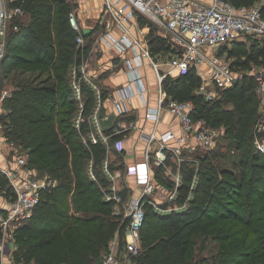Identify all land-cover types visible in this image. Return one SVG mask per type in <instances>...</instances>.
<instances>
[{
	"label": "trees",
	"instance_id": "1",
	"mask_svg": "<svg viewBox=\"0 0 264 264\" xmlns=\"http://www.w3.org/2000/svg\"><path fill=\"white\" fill-rule=\"evenodd\" d=\"M10 1L11 6L23 7L27 19H17L19 29L9 31L1 61L0 86L13 87L2 103L8 111L3 119L5 139L22 144L29 154V165L57 181L54 191L42 196L34 216L16 230L15 260L25 264H96L108 249L118 223L112 219L113 203L104 200L99 188L109 184L103 171L106 146L99 143L88 148L73 124L78 102L69 70L75 59L78 33L70 25L69 14L78 3ZM230 1L250 5L256 0ZM248 40L250 51L246 43L236 42L229 56L247 54L243 64L264 65V42ZM152 44L154 53L171 49L161 38H154ZM254 78L246 74L212 101L197 93L201 78L194 70L168 76L163 86L172 98L194 101L196 118L216 128L228 125L232 135L222 140L241 148L244 143H254V124L262 104ZM84 99L88 115L96 98L87 84ZM82 129L87 133L89 125L84 123ZM201 151L196 149V155L201 156ZM241 153L233 165L215 163L211 159L219 153H210V161L196 174L191 168L186 170L189 162L185 163L175 201H184L191 193L189 204L182 211L162 214L146 206L141 232L144 249L133 264H189V253L198 236L201 241L195 260L215 244L219 257L214 264H264V152L243 147ZM92 155L97 180L87 169ZM154 178L159 186L173 189L174 182L161 167L155 168ZM6 184V176L0 172V186ZM71 204L77 214L70 213Z\"/></svg>",
	"mask_w": 264,
	"mask_h": 264
},
{
	"label": "built area",
	"instance_id": "2",
	"mask_svg": "<svg viewBox=\"0 0 264 264\" xmlns=\"http://www.w3.org/2000/svg\"><path fill=\"white\" fill-rule=\"evenodd\" d=\"M102 10L103 18L99 20L100 32H94L92 29L84 31L77 13L72 11L69 14L70 25L78 33L76 57L69 70L71 86L78 102L73 124L88 148L91 149V146L99 143L106 146L103 171L109 179V184L105 187V200L113 203L116 208L113 215L116 217L121 216L123 211L118 210V207L125 209V223L120 225L125 226V242L122 244L119 233H116L100 264H133L128 255L137 256L142 252L141 232L146 219V206H152L160 214L182 211L187 206L186 201L176 207L168 204L175 201L179 195L182 171L174 178L173 191L162 203L156 201L154 167L166 165L169 154L177 160L178 167H183L186 162L183 155L185 145L196 141L203 147L212 149L222 134L220 128L212 127L205 119L194 116V101L170 97L163 83L170 75L194 70L201 78L197 93L207 101L220 98L222 91L232 87L247 74L236 68L233 62L235 59H231L225 49L236 42L244 43L249 38L264 42V0H256L250 5H238L230 0H104ZM25 13L22 6H11L10 0H0V82L1 61L6 53L8 33L10 30L19 29L17 19L26 21ZM138 21L146 23V26L141 28L144 33L141 37L133 32V29L138 27ZM149 25H154L157 31L152 32ZM114 29L120 31L119 36L113 34ZM87 35L93 39L92 50L103 40L110 50L123 51L132 48L135 52L133 60H129L126 66L131 82L118 89L119 96L116 98L111 92L107 94L97 82V72H90ZM154 38H161L169 44L171 49L165 59H157L154 55ZM145 60L157 77L156 90L159 95L154 106L146 103L144 99L146 119L157 125L164 113H169L177 118L179 128L170 127L158 131L155 127L147 132L146 149L141 161L126 163L124 168H111L109 154L112 153V148L119 153L127 151L124 140L126 133L141 128L132 115L134 109L131 110L128 105L133 98L144 97L149 91L140 71ZM163 66L165 70L162 69ZM253 74L258 81L256 90L262 98L260 110L264 119V68L254 67ZM85 84L93 89L96 98L95 105L88 115L85 113ZM9 94L7 91L2 92L0 86V102ZM106 97L113 99L114 111H118L119 115V119L108 128L102 121H109L111 113L101 115ZM6 113V109L0 113L2 139H5L2 116ZM84 123L89 125L87 133L82 129ZM256 130L255 145L258 150L264 152V136L261 135L264 122L260 123ZM7 144L14 158L0 166V172L7 178L3 190L7 198L0 203V260L1 264H24L6 261L15 251L16 230L34 216L42 196L54 191L57 181L51 174H42L37 168L31 167L26 151H19L13 142L7 141ZM87 169L91 178L97 180L93 155ZM122 171L134 175L142 188L141 193L132 199L121 193L116 185V179L121 176ZM196 179L197 176L194 177L192 188ZM191 197L190 193L188 198Z\"/></svg>",
	"mask_w": 264,
	"mask_h": 264
},
{
	"label": "crops",
	"instance_id": "3",
	"mask_svg": "<svg viewBox=\"0 0 264 264\" xmlns=\"http://www.w3.org/2000/svg\"><path fill=\"white\" fill-rule=\"evenodd\" d=\"M78 3V7L73 10L77 13L81 25L84 31L87 30H94V32H100L101 24L100 19L103 18V3L104 0H76ZM139 22V21H138ZM146 23H138V27L133 29V32L136 36L141 37L143 36V32L141 28H143ZM142 25V26H141ZM151 27V31L155 32L157 29L154 25H149ZM147 28V27H145ZM93 32V33H94ZM113 34L115 36L120 35V31L118 29H114ZM90 35H87L86 39V46L87 49L90 50V60H89V69L91 73L98 74L97 82L102 85L104 91L108 94L111 92L114 97H118V89L125 87L131 82V78L126 71L128 66V61L133 60L135 56V52L132 48L125 49L123 51L117 50H110L108 45L105 41L100 40L98 45L95 47L94 50L91 48L92 38H89ZM92 50V51H91ZM169 51H165L161 49L158 53H154L157 59H165L166 55ZM165 70V66L162 67ZM140 71L144 77V83L149 91L146 93L144 97H136L132 99V102L128 107L133 110V116L137 120L140 125V129H134L128 131L126 134L125 145L127 147V151L123 153H117V151L112 148V153L109 154V160H111V166H115L113 168H124V164L134 163L136 161H141L144 157L145 149H146V140H147V132L152 131L155 127L158 131L165 130L167 128H175L178 129V120L176 117L169 113H164L162 120L155 125L154 122L148 121L146 119V108L145 103H148L151 106H154L157 98H158V91L156 90L158 82L157 77L147 62L144 61V65L140 68ZM12 88L10 85L1 88V91H7L11 93ZM4 107L2 106V102H0V113L4 111ZM111 113L110 120L102 121L106 128L111 127L112 124L119 119L118 111H114V102L113 99L107 98L105 99L103 109L101 111V115L104 116L105 114ZM5 137V136H4ZM6 139L0 138V166H4L6 161H11L10 159L14 158L11 149L9 148ZM204 147L193 141L185 145L183 149V155L186 158V153L190 155L196 154V149L202 150ZM13 162V161H12ZM165 171L167 177H171V180L175 182V176L178 174L179 171H182L183 167H178L177 160L169 154L168 159L166 161V165L158 166ZM153 169V177L154 171ZM154 182L156 184V192H155V199L156 201L162 203L167 197V195L173 191L169 190L164 185L158 184V182L154 178ZM116 185L121 193H125L126 197H133L138 196L142 188L137 183V179L134 175H128L127 171H122L120 177L116 179ZM5 188V187H4ZM4 188L0 186V203L6 200L7 195L4 193ZM115 238V235L110 239L108 243L111 244L112 240ZM107 249V250H108ZM106 250V251H107ZM105 254V253H104ZM14 255V254H13ZM13 257V256H12ZM15 257V256H14ZM8 263H11L6 260ZM13 261V259L11 260ZM13 262H17L15 259ZM25 264V263H24ZM29 264H36L35 261H32Z\"/></svg>",
	"mask_w": 264,
	"mask_h": 264
},
{
	"label": "rangeland",
	"instance_id": "4",
	"mask_svg": "<svg viewBox=\"0 0 264 264\" xmlns=\"http://www.w3.org/2000/svg\"><path fill=\"white\" fill-rule=\"evenodd\" d=\"M26 19H27V17H26ZM245 43H246L247 47H249L248 49L250 51L251 45L249 44V40H247L246 42H244V44ZM256 45H261V43H258ZM233 46L234 45H232L230 47H227L225 50L228 51V53H229L230 49H232ZM75 57H76V55H75ZM230 57H231V59H235V60H238L239 59L240 62L236 63V65H235L236 68L238 70H240L241 72H243V73H247L248 75H253L254 76V74H253V68L254 67H255V69H262V68H264V65H255L253 62L249 63L248 65L243 64L242 61H245L247 59V54H241L237 58L235 56H233V57L230 56ZM233 62H235V61H233ZM254 79H255L256 87H257L258 86V81H257L256 78H254ZM4 118H5V114L2 116V120ZM4 120H3V122H4ZM263 122H264L263 114H262L261 110H259V115L257 117V120H256L255 124H254V131L255 132L257 131L256 130V127L260 123H263ZM4 126H5V122H4ZM218 128L221 129V133L222 134L219 135L215 146L212 148V150H217V151L216 152H211L212 150L210 151L208 149L203 148L202 151H201V156H197L196 155L197 153L195 155H193V156L186 153V162H189L186 165V170H190V168H191L192 169V172H195V174H196L197 171L205 168L206 167L205 165L210 161V160H208L210 153H217V152L219 153V156L218 157L215 156L214 159H211V160L215 161V163H219V164L220 163L221 164L224 163L225 165H233V163L235 161H239V159H240L239 156L244 153V152L241 153L243 151V147H248L249 149H257L256 145L254 144L255 142L253 143L252 141H251V143L249 145L246 144V143H244L241 148H235V147H233L230 140H222L225 135H227V137H229V138L231 137L230 135H232V133H229L228 132L229 131L228 125L222 124ZM3 133L5 134V129H4V132ZM227 143H228V145H227ZM15 145L17 146L16 148L19 151L25 150L24 149V146L22 144H19L18 143V144H15ZM220 145H221V147L218 150L217 148ZM205 155H206V159H205ZM207 155H208V158H207ZM185 163L183 164V166L185 165ZM107 187H108V185L106 186V188ZM99 188L104 193V191H105L106 188L103 185L99 186ZM192 196H193V194H192ZM104 200H105V193H104ZM189 200L190 199L187 198L184 201H186V204H189ZM184 201H178V202L172 201V202H170L168 204H170L171 206H174L175 205V207H176V206L180 205L179 203L184 202ZM114 209L116 210V208L113 207V211H114ZM119 209H123V211L121 212L122 213L121 216H118V217L113 216L112 219L115 220L118 223V227L115 230L114 235L116 233H119V237L122 240V239H124L123 237H125V233H124V227L125 226L122 227L120 225L121 224L123 225L125 223V212H124L125 209H124V207H118V210ZM70 213L71 214H77V211L75 210L73 204H71ZM165 213H171V211L170 212H165ZM118 229H119V231H118ZM143 234H144V230H143ZM1 240H2V235L0 236V243H1ZM200 241H201V236L200 237L198 236L194 240L193 245H192V249H191V251L189 253V257L192 258V260L188 259V263L189 264H214L215 263V259H217L219 257V255H218L219 250H218V248H215V244H210V246H211L210 251L204 250V251H202L201 256L197 260L194 259V253H195V250L197 249V247L200 246ZM17 244H18V242L16 240V235H15V239H14V247H15V250L18 247ZM143 249H144V242L142 241V250ZM128 256L131 258V261L132 262L136 259L135 258L136 257L135 255L130 254ZM12 259L14 261V259H15L14 255H13V257L9 256V261H11ZM100 263H101V261L100 262H97L96 264H100Z\"/></svg>",
	"mask_w": 264,
	"mask_h": 264
}]
</instances>
